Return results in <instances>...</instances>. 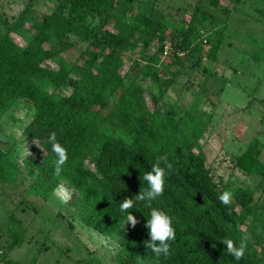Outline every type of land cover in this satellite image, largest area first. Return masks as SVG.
<instances>
[{"label":"trees","instance_id":"obj_1","mask_svg":"<svg viewBox=\"0 0 264 264\" xmlns=\"http://www.w3.org/2000/svg\"><path fill=\"white\" fill-rule=\"evenodd\" d=\"M132 2L58 0L49 13L31 23L33 34L24 46L8 35L15 24L1 21L0 118L16 98L30 101L33 112L21 135L34 142L42 154L25 155L18 163L0 147V186H13L22 173L21 166L33 173L19 200L24 211L29 203L27 194L37 196L43 204L56 186L67 182L74 192L65 205L76 208L82 225L126 241L116 251L117 264H264L262 243H249L240 229L245 220L259 212L252 193L228 179L217 188L198 148L208 121L202 113L188 109L176 117L174 105L162 111L161 96L183 60L199 53L198 29H212L216 20L193 8L183 28L167 32L154 2L147 10L138 8L134 13L130 12ZM221 34L220 29H214V37L208 40L209 57L218 47ZM67 36L84 44L75 60L60 62L55 69L45 65L54 52L43 43ZM166 41L173 47L170 62L177 64L174 71L169 70V63L158 62L157 55ZM128 49H137V57L120 74ZM197 63L198 57L193 61ZM156 66L150 74L146 70ZM167 73L169 77H161ZM146 77L151 86L143 85ZM63 86L69 87L68 94L54 93ZM52 132L68 154L59 176L54 175L57 157L49 141ZM162 156L173 169L166 175L163 195L151 204L172 217L176 238L170 242V255L157 257L145 243L150 240L145 225L151 209L143 201L136 202L129 212L139 223L135 228L130 224L122 227L127 213L120 211V203L148 187L143 176ZM85 159L92 163V169L83 165ZM255 160L244 152L236 157L235 165L239 170L250 169ZM263 179L264 170L259 183ZM226 191L232 193L227 206L218 199ZM30 208L36 211L34 205ZM11 226H7L9 247L19 241L22 231L17 219H12ZM224 238L233 239L237 245L241 240L246 242L242 259L236 260L227 252L221 242ZM6 264L24 263L7 260Z\"/></svg>","mask_w":264,"mask_h":264},{"label":"rangeland","instance_id":"obj_2","mask_svg":"<svg viewBox=\"0 0 264 264\" xmlns=\"http://www.w3.org/2000/svg\"><path fill=\"white\" fill-rule=\"evenodd\" d=\"M57 1L0 0V33L4 30L2 20L14 23L8 35L17 45L24 46L33 34L31 23L49 13ZM152 2L166 22L167 32L183 28L193 8L217 22L212 29L199 27V53L187 55L183 60V66L161 96L162 111L174 105L176 117L186 109L204 115L208 125L198 148L204 155L205 165L217 188L228 179L252 193L254 207L259 212L245 220L240 229L249 243L257 241L264 246V179L259 183L264 170V0H133L130 12L138 8L147 10ZM214 29H220L222 34L218 47L209 57L206 55L211 48L208 40L214 37ZM43 47L53 50L54 55L44 64L55 69L60 62H73L84 44L67 36L60 40L51 38ZM172 48L166 41L163 51L157 55L158 62L169 63L170 71L177 67L175 62H170ZM135 57L137 49L126 51L120 74ZM197 57L199 63L194 65ZM157 68L146 70L150 74ZM142 83L151 86L148 77ZM46 88L52 90L50 85ZM151 88L157 90L154 85ZM68 92L67 86L54 90L56 94ZM145 97L148 106H152L147 93ZM32 112L31 102L18 97L0 118V147L18 163L28 150L38 157L42 154L34 142H27L21 135ZM111 126L118 131L115 123L111 122ZM244 152L256 160L252 168L239 170L235 160ZM83 165L93 168L89 159ZM21 170L13 186H0V264H6L7 260L24 264H117L116 251L126 241L82 225L76 208L66 206L55 194L58 186L43 204L37 196L27 194L29 203L21 211L24 204L19 200L33 177L22 166ZM60 185L71 194L74 192L65 181ZM12 219L18 220L22 231L19 241L9 247L7 226L12 227Z\"/></svg>","mask_w":264,"mask_h":264},{"label":"clouds","instance_id":"obj_3","mask_svg":"<svg viewBox=\"0 0 264 264\" xmlns=\"http://www.w3.org/2000/svg\"><path fill=\"white\" fill-rule=\"evenodd\" d=\"M49 141L52 144V151L56 154V161L54 163V175L59 176L63 170V165L67 162V149L56 141V133L52 132ZM27 155H32L28 150ZM173 169V165L168 161L166 156L157 159L156 163L152 165L151 169L147 171L143 180L147 182L148 187L139 191V194L134 198H125L120 203V211L127 213L124 223L125 226L130 224L133 228L139 223L138 219L130 214L129 209H133L134 204L138 201L145 202V206L150 208V218L147 219L145 227L149 230L150 240L146 241L147 248L157 256H168L171 251V241L176 238L175 228L173 226L172 217L162 209L152 207L151 202L157 197L163 195L166 175ZM55 194L62 202H67L70 199L71 193L64 185H58L54 190ZM218 199L224 205H229L232 200V193L224 192ZM227 248V252L236 260L244 257L247 250V244L241 240L239 244L231 239L224 238L221 241Z\"/></svg>","mask_w":264,"mask_h":264}]
</instances>
